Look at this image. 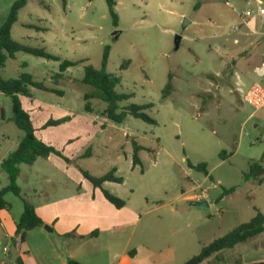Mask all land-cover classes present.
Returning <instances> with one entry per match:
<instances>
[{
    "label": "rangeland",
    "instance_id": "1",
    "mask_svg": "<svg viewBox=\"0 0 264 264\" xmlns=\"http://www.w3.org/2000/svg\"><path fill=\"white\" fill-rule=\"evenodd\" d=\"M14 1L0 0V24ZM259 1L264 2L115 0L114 25L106 0H65V6L61 0H27L11 37L59 59L17 51L0 73L8 79L27 72L61 91L30 87L31 97L21 99L37 128L43 120L69 117L40 129L69 161L50 154L20 163V195L33 203L84 192L80 169L101 176L114 167L123 179L115 190L129 196L140 216L128 250L141 261L152 256L155 264L185 262L257 211L264 213V178L260 184L243 178L250 161L264 151V108L255 109L242 99L254 81L264 83L252 69L264 58ZM176 35L181 36L177 48ZM105 50V70L120 78L116 91L131 95L120 106L151 103L144 112L155 123L130 114L115 123L103 114L106 102L96 97L87 100L92 111L85 109L84 94L93 87L81 81L84 65L100 68ZM63 60L83 61L55 79ZM169 80L172 89L163 97ZM13 117L11 97L0 92V187L9 182L1 161L24 136ZM133 140L143 147L140 164L134 166ZM199 163H205L207 174L190 166ZM231 187L235 190L223 193ZM5 199L9 208L3 209L17 218L22 198L9 191ZM203 200L206 205L199 204ZM122 236L115 242L109 236L91 241L97 250L108 242L113 248L101 258L83 259L87 264L113 262L124 245ZM37 240L30 232L29 244ZM168 244L173 252L167 254ZM230 250L209 256L203 264H232L226 257Z\"/></svg>",
    "mask_w": 264,
    "mask_h": 264
},
{
    "label": "trees",
    "instance_id": "2",
    "mask_svg": "<svg viewBox=\"0 0 264 264\" xmlns=\"http://www.w3.org/2000/svg\"><path fill=\"white\" fill-rule=\"evenodd\" d=\"M27 0H15L9 10L8 15L0 24V71L5 65L7 58L13 57L17 51H24L37 56H42L49 59H59L56 55L46 52L43 48L31 47L15 41L11 37V27L17 20L18 11L26 4ZM63 6H65V0H61ZM109 13L112 17L114 25L118 22V15L115 10V0H106ZM83 60L72 61L63 60L60 62L59 71L54 73L53 77L59 79L62 76V72L69 66H74ZM107 61V50H105L102 58V66L95 68L90 64L84 65V73L81 81L85 84L93 87V90L84 94L85 109L92 111V107L87 101L90 98L96 97L106 102V107L103 110V114L106 118L115 123H122L127 115H133L136 118H140L144 121L155 123V120L144 112V109L151 107L149 104H134L130 103L121 107L120 102L128 99L131 95L116 91V86L120 82L119 76L109 73L105 70ZM30 87L41 89L44 91H51L61 94L55 88L48 87L43 81L33 79L32 75L27 72H21L17 77L3 78L0 73V92L9 95L12 100L13 119L18 128L24 131V136L20 140L16 149L10 152L6 158L1 161V169L7 173L9 182L6 186L0 187V209L9 208V204L5 199L7 192H12L19 196L23 200V211L16 221L15 235L19 236V239L24 240L27 230L44 224L41 217H39L34 209V206L26 201L20 195V187L16 183L17 175L19 174V164L28 163L31 164L37 157H47L50 154H55L61 157L64 161L68 162V158L64 155L63 151L55 146L53 142L43 138L40 133V129H44L50 125H59L60 123L68 120V116L62 118H49L46 119L39 128L35 127L31 120L30 110L26 108L22 103V97H31ZM172 89V85L169 82L166 84L163 97L169 93ZM133 154L132 163L133 166L140 164V158L138 152L143 149L136 141H132ZM191 167H195L198 170L208 173L205 163H199L197 165L190 164ZM115 168H111L107 173L101 176H94L89 174L88 171L80 169L83 177L96 188H100L104 197L112 203L115 207L121 208L125 205V200L107 189L102 187L104 181H114L117 183L122 182V177L115 175ZM245 180L252 179L258 184L263 181L264 178V151L258 160H251L249 163V169L243 173ZM235 187H231L224 190L223 193L232 192ZM264 231V213L257 211L256 214L248 221L240 223L238 226L227 232L226 234L214 239L209 244L203 246L200 252L182 264H200L204 259L208 258L214 253L220 252L223 249L231 248L238 243L244 242L247 239L256 236ZM97 231H92L88 235L92 236ZM70 233H67L68 235ZM130 255L134 254V250H131ZM238 264H264V261L242 263L238 260ZM68 264H82L81 262L70 258Z\"/></svg>",
    "mask_w": 264,
    "mask_h": 264
},
{
    "label": "crops",
    "instance_id": "3",
    "mask_svg": "<svg viewBox=\"0 0 264 264\" xmlns=\"http://www.w3.org/2000/svg\"><path fill=\"white\" fill-rule=\"evenodd\" d=\"M261 67H264V58L252 67L253 71L264 80V71L260 70ZM238 82L242 84L241 78ZM256 82L262 84L258 81L253 83ZM250 85L245 88V91ZM43 138L50 140L46 137ZM63 170H67V167H63ZM115 184L114 181H104L102 187L125 200V205L121 208H117L110 203L104 197L102 190L98 187L94 188L87 180L84 181V192L77 191L68 194L69 196H62L44 202H30L44 224L27 230L22 241L19 236L15 235V230L16 221L23 209L19 212L17 218L10 214L8 209H0V255H2L0 264H68L70 258L82 264H87V259L83 258L94 256L101 258L106 255L104 252H109L113 248L112 242L118 239L121 232L124 245L117 250V253L119 251L118 255L109 264H155L152 256L144 257V261H141L139 258L130 255L128 246L133 238V226L140 216H137L138 209L136 205L129 203V196L115 190ZM185 198L189 199L188 196H185ZM46 225L51 227V230L48 227L45 228ZM95 230L97 231L96 234L85 236ZM30 232H34L38 239L34 246L28 242ZM67 233L70 234L66 235ZM105 236H109L112 242H108V246H104L102 250L94 249L89 244L91 241H96ZM53 237L62 241L65 246L64 251L62 250L64 246L57 245L52 239ZM246 242H252V244L242 247L241 244ZM84 245H87L88 248H84ZM143 245V243H140V246ZM229 249H231L230 253L226 257L230 259L229 262L232 264H238V260L242 263L264 261V231L231 248L223 249V251ZM165 250L167 254L173 252L170 244L166 246ZM212 255L216 256V253ZM226 257L223 256L222 260ZM98 258L94 259L98 260ZM203 261L200 264H203Z\"/></svg>",
    "mask_w": 264,
    "mask_h": 264
},
{
    "label": "built area",
    "instance_id": "4",
    "mask_svg": "<svg viewBox=\"0 0 264 264\" xmlns=\"http://www.w3.org/2000/svg\"><path fill=\"white\" fill-rule=\"evenodd\" d=\"M259 12L264 16V3L259 1ZM249 11L244 14L249 15ZM260 70L264 71V67ZM242 99L251 105L255 109L264 108V85L260 83H253L250 87L243 93Z\"/></svg>",
    "mask_w": 264,
    "mask_h": 264
},
{
    "label": "water",
    "instance_id": "5",
    "mask_svg": "<svg viewBox=\"0 0 264 264\" xmlns=\"http://www.w3.org/2000/svg\"><path fill=\"white\" fill-rule=\"evenodd\" d=\"M180 39H181V36L180 35H176L175 36V48H177L179 46ZM199 204L200 205H206L207 202L205 200H203ZM47 227H48V225L45 226V228H47ZM48 228L51 230V227H48Z\"/></svg>",
    "mask_w": 264,
    "mask_h": 264
}]
</instances>
